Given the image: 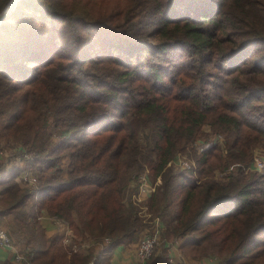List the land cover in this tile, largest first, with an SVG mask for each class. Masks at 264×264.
I'll return each mask as SVG.
<instances>
[{
  "label": "trees",
  "instance_id": "16d2710c",
  "mask_svg": "<svg viewBox=\"0 0 264 264\" xmlns=\"http://www.w3.org/2000/svg\"><path fill=\"white\" fill-rule=\"evenodd\" d=\"M205 126L224 145L169 164ZM14 140L39 190L0 175V225L22 256L0 264H110L156 218L146 264H170L175 241L190 261L264 264V0H18L0 23V149ZM146 170L159 181L134 202Z\"/></svg>",
  "mask_w": 264,
  "mask_h": 264
},
{
  "label": "built area",
  "instance_id": "2783aa9c",
  "mask_svg": "<svg viewBox=\"0 0 264 264\" xmlns=\"http://www.w3.org/2000/svg\"><path fill=\"white\" fill-rule=\"evenodd\" d=\"M215 139H222V137L215 136ZM224 141H222L221 145L223 144ZM202 151L204 148L203 147H197V150ZM224 148V146H223ZM3 155V151L2 149H0V156ZM255 156V153H254ZM181 157V158H180ZM16 162H21L24 166L28 163H31L33 160V156L31 154H28L26 152H21L19 153L17 156L14 157ZM175 159L180 160V163L178 161V165H176L179 168H182L183 170H189L192 167H194V162L193 161H189L185 158V156H181L178 155L177 157H175ZM175 159H173L169 164H173L175 162ZM252 166L255 170L257 171H262L264 169V161H261L260 159L257 160L254 158V161L252 163ZM252 168V169H253ZM145 173H148V171H144ZM144 172L138 177L137 179V183H138V197H148L154 190H155V184H150L147 180L146 177L144 175ZM19 178L22 182L23 185H25V187L29 188L34 197L38 195V190H39V186H38V182L37 179L35 177V175H33V173L30 171L29 168H24L22 173L19 175ZM156 180L159 181V178H157ZM144 198V199H145ZM143 200V199H142ZM157 220V219H156ZM156 220H155V224H156ZM159 221V220H158ZM154 224V225H155ZM159 239H160V228H159V224L155 226V231H151V232H147L146 234H144L143 236L140 237L139 241L136 244V255L139 259L140 262L145 263L152 255L154 248L159 244ZM107 239H104L102 241V243L100 244V248H102L106 243H107ZM74 249H77L76 246H72ZM0 249H4V250H11L13 251L14 254V260L18 262L22 260V256L19 255V253L16 252L14 245H13V241L11 239V237L9 235H7L6 230L0 225ZM168 262L170 264H187L186 261H184L182 258H178V257H169Z\"/></svg>",
  "mask_w": 264,
  "mask_h": 264
},
{
  "label": "crops",
  "instance_id": "0c3cea01",
  "mask_svg": "<svg viewBox=\"0 0 264 264\" xmlns=\"http://www.w3.org/2000/svg\"><path fill=\"white\" fill-rule=\"evenodd\" d=\"M1 149L3 151V155L0 156V165H2V168L0 170V175H6L13 169H19L20 174L22 173L24 169V165L21 162H16L14 159L15 155L23 152L21 149V145L18 141H10L8 143H4L1 145ZM13 150L14 153H11ZM9 152V153H7ZM8 154V155H6ZM16 155V156H17ZM64 161H62L61 166H63ZM65 173H63V176ZM11 221V219L8 217L5 219L4 223L7 221ZM39 223L45 230V235L47 237H50L52 235H59L63 238V243L67 246L71 244V241L74 239V236H72V233L69 231L68 226L58 220H55L53 218H49L46 215L41 216L39 219ZM140 239V236L132 243L127 246H117L112 254L110 264H146L139 261L135 249L136 244L138 240ZM178 241H175L174 243L170 244L168 249L171 248V252H169L168 256H177L178 253L176 249H178ZM93 244L91 241H87L85 244H82L80 251L85 252L88 247H91ZM177 245V247H176ZM95 248H97L95 246ZM170 253H173L175 255H171ZM178 257V256H177ZM14 254L11 250H4L0 249V262L5 263H14ZM209 260L205 261V264H216L215 260L208 258ZM203 264V262H201Z\"/></svg>",
  "mask_w": 264,
  "mask_h": 264
},
{
  "label": "rangeland",
  "instance_id": "374dc122",
  "mask_svg": "<svg viewBox=\"0 0 264 264\" xmlns=\"http://www.w3.org/2000/svg\"><path fill=\"white\" fill-rule=\"evenodd\" d=\"M209 133H211L210 132V127L209 126H205V127H202V136L198 139V140H196L195 142H194V144H192L193 145V147H191V149H190V151L189 152H186V153H184V154H182V155H184L185 156V158L187 159V160H189V161H193L194 162V159H193V156L194 155H198V154H201L203 151H205L206 149H208V148H211L212 147V145L213 146H215L214 144H221L222 143V141H224V139L223 140H221V139H215V136H213V135H209ZM220 137H222L221 135H219ZM197 147H203L204 149L202 150V151H200L199 150V148H198V150H197ZM252 152L253 153H255V156H254V158L255 159H257V160H261V161H264V146H262V144H257V145H255V146H253V148H252ZM7 153H9V152H7ZM11 153H14L13 152V150H12V152ZM6 155H8V154H6ZM17 155V154H16ZM15 155V156H16ZM225 155V153H223V156ZM188 157V158H187ZM181 158V157H180ZM178 161H179V163H180V160H178V159H175V162H174V165L173 166H175V167H177L176 165H178ZM194 167H195V163H194ZM194 167H192L191 169H193ZM252 168H253V166H252ZM176 169H178L179 171L180 170H183L182 168H176ZM216 170V169H215ZM229 171H231V167H229L228 169H225V171L224 172H219V173H221V175L220 174H218L217 173V177L219 176H223V175H225V174H229ZM253 171H256V172H262V171H257V170H255L254 168H253ZM216 172V171H215ZM144 175H145V177H146V180L150 183V184H157V182H158V180H155L154 178H153V176H152V174L150 173V172H148V173H145L144 172ZM155 180V181H154ZM133 188H131V190H132ZM135 191V190H134ZM129 192H130V190H129ZM133 194H136V195H134L133 196V201L134 202H142V203H144L145 202V200H146V198L145 197H138V192L136 191V193L135 192H133ZM145 198V199H144ZM143 199V200H142ZM144 201V202H143ZM146 217H149V215L148 214H146ZM157 219V218H156ZM156 219H153L151 222H150V227H148L144 232H143V234H141V236H143L144 234H146L149 230L150 231H155V226H156V224L158 225V224H160L159 223V221H158V219L156 220ZM155 220H156V224H155ZM4 224H7V222H5ZM155 224V225H154ZM1 225H2V223H1ZM3 226V228H4V225H2ZM5 229V228H4ZM6 230V229H5ZM161 232V231H160ZM140 236V237H141ZM14 240L16 241L17 239H16V237H14ZM139 241V240H138ZM159 245V244H158ZM157 245V246H158ZM176 247H177V245H176ZM168 251H170L171 252V248L170 249H168ZM176 251H177V253H178V258L180 257V258H182L184 261H186L187 262V264H202L201 262H203V264H205V261L206 260H209L208 258H210V259H213V260H215V262L218 264V262L216 261L217 259L215 258V257H203L202 259H200V260H198V261H190V260H188V259H186V258H183L181 255H180V253H179V250L178 249H176ZM168 253V255H169V252H167ZM171 255L173 254V253H170ZM173 255H175V254H173ZM177 256H169V257H177ZM14 260V259H13ZM14 262H17V260L15 261L14 260ZM18 263H19V260H18Z\"/></svg>",
  "mask_w": 264,
  "mask_h": 264
},
{
  "label": "water",
  "instance_id": "95a60500",
  "mask_svg": "<svg viewBox=\"0 0 264 264\" xmlns=\"http://www.w3.org/2000/svg\"><path fill=\"white\" fill-rule=\"evenodd\" d=\"M18 0H9L4 8L0 12V23L5 19L7 15H9L14 9Z\"/></svg>",
  "mask_w": 264,
  "mask_h": 264
}]
</instances>
